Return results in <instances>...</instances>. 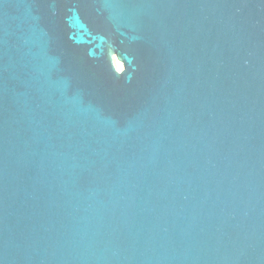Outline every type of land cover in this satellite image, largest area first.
Segmentation results:
<instances>
[{
  "label": "water",
  "instance_id": "water-1",
  "mask_svg": "<svg viewBox=\"0 0 264 264\" xmlns=\"http://www.w3.org/2000/svg\"><path fill=\"white\" fill-rule=\"evenodd\" d=\"M0 264H264V0H0Z\"/></svg>",
  "mask_w": 264,
  "mask_h": 264
},
{
  "label": "bare ground",
  "instance_id": "bare-ground-1",
  "mask_svg": "<svg viewBox=\"0 0 264 264\" xmlns=\"http://www.w3.org/2000/svg\"><path fill=\"white\" fill-rule=\"evenodd\" d=\"M119 65L121 66V63H119Z\"/></svg>",
  "mask_w": 264,
  "mask_h": 264
}]
</instances>
